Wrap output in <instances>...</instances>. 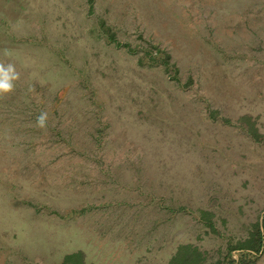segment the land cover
<instances>
[{"label": "rangeland", "instance_id": "obj_1", "mask_svg": "<svg viewBox=\"0 0 264 264\" xmlns=\"http://www.w3.org/2000/svg\"><path fill=\"white\" fill-rule=\"evenodd\" d=\"M0 62V264H264V0H0Z\"/></svg>", "mask_w": 264, "mask_h": 264}, {"label": "clouds", "instance_id": "obj_2", "mask_svg": "<svg viewBox=\"0 0 264 264\" xmlns=\"http://www.w3.org/2000/svg\"><path fill=\"white\" fill-rule=\"evenodd\" d=\"M19 76L20 74L17 72L14 64L0 62V98H4L14 92ZM46 122L47 113L42 112L37 117V126L44 128L46 127Z\"/></svg>", "mask_w": 264, "mask_h": 264}, {"label": "trees", "instance_id": "obj_3", "mask_svg": "<svg viewBox=\"0 0 264 264\" xmlns=\"http://www.w3.org/2000/svg\"><path fill=\"white\" fill-rule=\"evenodd\" d=\"M90 1L91 0H89V2ZM113 38H114L113 36H109V39L114 42L115 39H113ZM154 54H155L154 56L156 57V55H158V52H155ZM150 58L152 59V57H150ZM163 61H164L163 63L168 65L169 56L163 55ZM255 227H256L255 231L252 233L251 237L248 240H246L238 248V250L250 251V252L255 253V254H259L260 252H264V215L262 217L261 224L256 225ZM249 263L253 264V262H249ZM228 264H234V262L230 260V263H228ZM239 264H248V262L246 263L244 260L241 259Z\"/></svg>", "mask_w": 264, "mask_h": 264}]
</instances>
